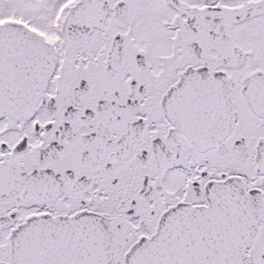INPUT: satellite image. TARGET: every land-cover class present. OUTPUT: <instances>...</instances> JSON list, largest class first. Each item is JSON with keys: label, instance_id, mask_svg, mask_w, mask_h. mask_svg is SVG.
<instances>
[{"label": "snow or ice", "instance_id": "obj_1", "mask_svg": "<svg viewBox=\"0 0 264 264\" xmlns=\"http://www.w3.org/2000/svg\"><path fill=\"white\" fill-rule=\"evenodd\" d=\"M0 264H264V0H0Z\"/></svg>", "mask_w": 264, "mask_h": 264}]
</instances>
